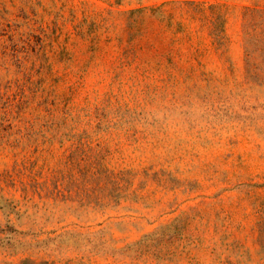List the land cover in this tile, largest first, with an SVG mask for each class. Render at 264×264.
<instances>
[{"label":"rangeland","instance_id":"obj_1","mask_svg":"<svg viewBox=\"0 0 264 264\" xmlns=\"http://www.w3.org/2000/svg\"><path fill=\"white\" fill-rule=\"evenodd\" d=\"M0 264H264V0H0Z\"/></svg>","mask_w":264,"mask_h":264}]
</instances>
